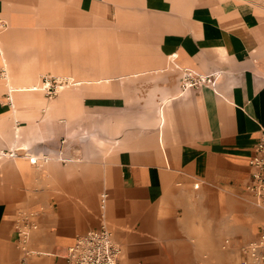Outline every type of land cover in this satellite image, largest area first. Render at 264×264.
<instances>
[{"label": "crops", "instance_id": "0c3cea01", "mask_svg": "<svg viewBox=\"0 0 264 264\" xmlns=\"http://www.w3.org/2000/svg\"><path fill=\"white\" fill-rule=\"evenodd\" d=\"M0 19V81L5 64L16 90L12 110L0 87V264H65L76 237L101 226L102 192L119 264H237L236 248L264 224L247 190L264 128V5L261 16L231 1H196L186 14L170 0H0ZM128 24L132 39L146 30L149 54L122 53ZM49 59L51 72L110 81L42 93L51 102L42 121L35 87ZM182 69L217 74L215 84L181 91ZM67 96L78 99L74 118ZM25 210L36 223L26 251Z\"/></svg>", "mask_w": 264, "mask_h": 264}, {"label": "built area", "instance_id": "2783aa9c", "mask_svg": "<svg viewBox=\"0 0 264 264\" xmlns=\"http://www.w3.org/2000/svg\"><path fill=\"white\" fill-rule=\"evenodd\" d=\"M6 29V22L0 19V32ZM216 75H200L190 69H182L180 76V90L185 91L188 88H196L205 84L214 85ZM74 82L69 78L45 77L39 84L43 94L51 99L55 97L62 89ZM7 102L11 104L12 99L9 94L6 97ZM14 156V154H10ZM39 160V159H38ZM37 160V161H38ZM45 160V158H42ZM36 160L29 158L32 164ZM252 171L247 184V190L254 197V204L257 207L264 206V128H261L254 146V155L249 161ZM197 186V185H195ZM106 194H100V206L104 207ZM29 224L24 223L23 226ZM27 230L18 229L19 242L22 249H25V243L28 239ZM242 254L254 263L264 262V226H262L255 239L248 241L241 248ZM121 248L114 240L111 232L103 225L98 229L89 230L76 237L73 244L68 247L65 256V264H119Z\"/></svg>", "mask_w": 264, "mask_h": 264}, {"label": "rangeland", "instance_id": "374dc122", "mask_svg": "<svg viewBox=\"0 0 264 264\" xmlns=\"http://www.w3.org/2000/svg\"><path fill=\"white\" fill-rule=\"evenodd\" d=\"M113 1L121 2V3H129L130 4V3H133V2L138 1V0H113ZM170 1L174 4V7L180 8L186 14H188L190 12L192 6L194 5V3L196 1H198L199 3H202L204 5H214V4H217L220 1H223V3H226V1H231V2H235L237 4H241L242 6L254 7V9L257 10L260 13L261 16H262V5H264V0H170ZM116 16H117V19H121V18L123 19V14L119 10H118V13L116 14ZM138 19H139L140 22H145L146 21L145 15L142 16V17L139 16ZM128 22H129V20H128ZM115 33L116 32L107 31V34L110 37L109 41H108V46L109 47H107V52H108V54H112V55H113V53L115 51V41L117 39L115 37L116 36ZM131 34H132V32L130 31V25L128 24V26L126 25L125 30L122 31V36H123V38H122L123 41H122V46H121L122 53L124 55H126V54L129 55V54L133 53V54H138L140 56H145V55L149 54L150 53V47L147 45L149 36L147 35L146 30L133 31V39H132ZM34 38H36L37 44L40 45V48H42L43 44L47 43V41H45L44 38H39L38 36L37 37H33V39ZM137 39H142V42H141V43H143L142 46H138L137 45V42H136ZM26 49H29V47H27ZM44 49H46V48L44 47ZM49 49L50 48H47V50H49ZM215 50L217 51V55L219 57H221V58H225L226 57V55H224V52H222V47L221 46H216ZM32 58H35V57H32ZM52 67H53V65H52L50 59L47 61V63H43L42 62V64H41V69L42 70L41 71H43V72L38 74V77H37L38 83H39L41 77H42V79L45 78V77H49V78H53V77L64 78L65 77V78H69L73 82H79L80 83L79 85L73 84L69 88L65 89V90H67V89H70V88H74V89H79V88H98L100 85H103V84H105V83L110 81L109 76H104V75H100V74H93V73L92 74H85V73H77V72L63 73L61 70H57L56 72H51L49 69L53 70ZM46 68H48V70L44 71V69H46ZM58 72H61L60 76L57 75ZM5 85H6L5 82L1 80L0 81V87H1L2 90L5 88ZM61 92L65 93L63 91H60L59 93H61ZM39 93H40L39 96H41L44 99V101H42V103H44L46 101L45 100L46 98H44V96L42 94L43 91L42 92L39 91ZM71 102L74 105L73 106L72 105H70V106L68 105V108L66 110V115H69L70 116L69 118H74L76 115H78V99H77V97H74L73 100H72L71 97L67 96L66 97V103L69 104ZM16 103H17V100H16ZM57 116H58V113H56V117ZM39 117H40V120H42V121L50 118L49 113L40 114ZM146 119H147L146 114H143V116L141 117V121L145 122ZM28 122H30V121H28ZM53 124L55 125L56 122L52 123V125ZM81 132L82 133L85 132L84 129H81ZM101 144H103V143H101ZM109 149L110 148H108V150ZM110 161H111V159H108V162H110ZM37 162L39 163L40 161L38 160ZM104 191L108 194L107 190H104ZM99 200H100V196H99ZM99 209L101 210V212H104V218L102 219V222L106 221L110 225H112L111 222L108 219L107 212L104 211V209L101 208L100 202H99ZM21 218H23V219H21V221L19 222L18 229L27 230L28 231V238H29L30 232L36 226V223L34 222V215H33L32 212H28V211L25 210L22 213V217ZM22 220H26L27 221L26 224H29V225L23 226L24 222L22 223ZM260 225L264 226V224H260ZM257 235L255 234V235L251 236L250 238L246 239L242 244H240L239 248H236L235 252L237 254V257H236V263L237 264H256V263L252 262L251 260H249L248 258H246L242 254L241 248L248 241L255 239L257 237ZM112 236H113L114 240H117V239H115L116 237H114L113 233H112ZM28 240L29 239H27V241ZM27 241L25 243V249L29 250L30 248L27 245V243H28ZM20 248H22V244L21 243H20ZM20 256H22V255H20ZM27 262H29V261H27Z\"/></svg>", "mask_w": 264, "mask_h": 264}, {"label": "bare ground", "instance_id": "6f19581e", "mask_svg": "<svg viewBox=\"0 0 264 264\" xmlns=\"http://www.w3.org/2000/svg\"><path fill=\"white\" fill-rule=\"evenodd\" d=\"M4 32V31H3ZM2 32H0V34H1ZM0 51H1V54H2V49H1V43H0ZM3 68L5 69V71H4V73H3V81L5 82V91H7V92H9V96L11 97V99H12V106H11V109L13 110L14 109V107H15V96H16V94H15V92H16V90H14V89H12V88H10L8 85H7V74H8V72H7V69H6V66H5V64H3ZM217 75V74H216ZM73 84H75V85H79L80 83L79 82H74ZM73 84H70V85H68L67 87L69 88L70 86H72ZM39 86L40 85H38V86H36L35 88H37V90H40V91H42L40 88H39ZM66 87V88H67ZM63 90V89H62ZM61 90V91H62ZM51 107V102L50 101H45L44 103H42V107H41V112L42 113H46V111L48 110V108H50ZM23 153H24V150L23 149H20L19 151L17 150V151H10L9 153H2L1 155H5V156H9L10 154H14V155H17V156H19V157H22L23 156ZM29 158L30 157H28L27 159L29 160ZM32 159H34V160H38L36 157H31ZM105 205H106V203H105ZM105 205H104V207H105ZM255 205V204H254ZM256 206V205H255ZM104 207L102 208V209H104ZM257 207V206H256ZM258 208H260V209H262V208H264V206H262V207H258ZM101 224H103L110 232H111V234H112V230H111V228L109 227V225L107 224V222L106 221H104V222H102ZM26 232H28V231H26ZM33 254V253H32ZM256 264H261V263H256Z\"/></svg>", "mask_w": 264, "mask_h": 264}]
</instances>
